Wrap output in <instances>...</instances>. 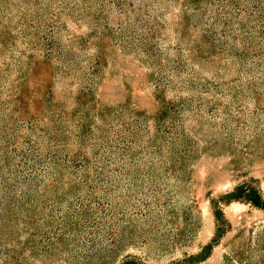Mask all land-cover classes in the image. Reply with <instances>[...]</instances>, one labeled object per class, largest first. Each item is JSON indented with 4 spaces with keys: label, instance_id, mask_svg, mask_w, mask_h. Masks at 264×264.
<instances>
[{
    "label": "rangeland",
    "instance_id": "1",
    "mask_svg": "<svg viewBox=\"0 0 264 264\" xmlns=\"http://www.w3.org/2000/svg\"><path fill=\"white\" fill-rule=\"evenodd\" d=\"M0 264H264V0H0Z\"/></svg>",
    "mask_w": 264,
    "mask_h": 264
}]
</instances>
